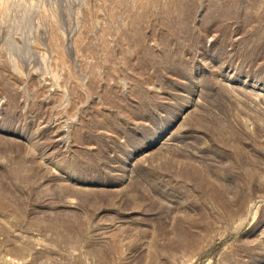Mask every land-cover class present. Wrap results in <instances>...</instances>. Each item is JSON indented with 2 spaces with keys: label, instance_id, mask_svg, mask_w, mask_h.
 <instances>
[{
  "label": "rangeland",
  "instance_id": "374dc122",
  "mask_svg": "<svg viewBox=\"0 0 264 264\" xmlns=\"http://www.w3.org/2000/svg\"><path fill=\"white\" fill-rule=\"evenodd\" d=\"M0 264H264V0H0Z\"/></svg>",
  "mask_w": 264,
  "mask_h": 264
}]
</instances>
